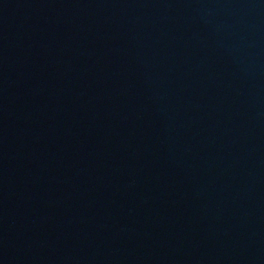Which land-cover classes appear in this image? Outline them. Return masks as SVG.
I'll return each instance as SVG.
<instances>
[{
	"label": "water",
	"instance_id": "water-1",
	"mask_svg": "<svg viewBox=\"0 0 264 264\" xmlns=\"http://www.w3.org/2000/svg\"><path fill=\"white\" fill-rule=\"evenodd\" d=\"M0 264H264V0H0Z\"/></svg>",
	"mask_w": 264,
	"mask_h": 264
}]
</instances>
